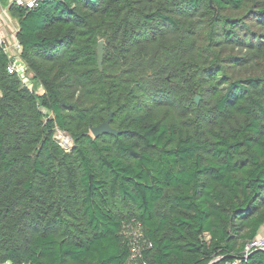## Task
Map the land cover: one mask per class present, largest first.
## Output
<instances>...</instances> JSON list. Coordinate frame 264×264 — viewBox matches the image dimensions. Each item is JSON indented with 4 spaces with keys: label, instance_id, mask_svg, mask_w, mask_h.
I'll list each match as a JSON object with an SVG mask.
<instances>
[{
    "label": "trees",
    "instance_id": "1",
    "mask_svg": "<svg viewBox=\"0 0 264 264\" xmlns=\"http://www.w3.org/2000/svg\"><path fill=\"white\" fill-rule=\"evenodd\" d=\"M9 9L32 86L0 47V264H126L134 238L147 264H264L243 257L264 225V0ZM109 113L119 134L94 137Z\"/></svg>",
    "mask_w": 264,
    "mask_h": 264
},
{
    "label": "built area",
    "instance_id": "2",
    "mask_svg": "<svg viewBox=\"0 0 264 264\" xmlns=\"http://www.w3.org/2000/svg\"><path fill=\"white\" fill-rule=\"evenodd\" d=\"M38 0H13L18 7L32 8L37 4ZM0 47L10 58V62L7 65V71L10 74H16L20 77L22 83L25 86H32L31 74L28 72V68L24 61L20 58L21 46L17 40H14L11 45L5 44V40L0 36ZM12 48L14 54H9V48ZM39 93L42 92L41 87L37 88ZM150 246V243L148 244ZM253 250H262L264 252V235H256L253 239L248 241L243 249V257ZM126 264H147L145 260L141 258L140 246L137 240L134 238L131 241L130 255ZM223 264H244L242 257H236L234 259L226 260Z\"/></svg>",
    "mask_w": 264,
    "mask_h": 264
},
{
    "label": "crops",
    "instance_id": "3",
    "mask_svg": "<svg viewBox=\"0 0 264 264\" xmlns=\"http://www.w3.org/2000/svg\"><path fill=\"white\" fill-rule=\"evenodd\" d=\"M12 2L13 0H0V36L4 38L7 46L17 40L18 20L11 14L9 9ZM8 53L14 54L11 47ZM257 235H264V225L260 228Z\"/></svg>",
    "mask_w": 264,
    "mask_h": 264
},
{
    "label": "water",
    "instance_id": "4",
    "mask_svg": "<svg viewBox=\"0 0 264 264\" xmlns=\"http://www.w3.org/2000/svg\"><path fill=\"white\" fill-rule=\"evenodd\" d=\"M96 52H97V65H98L99 70H101L102 69L103 53H104L103 40L98 41V44L96 47ZM198 100H199V97L196 96L195 97L196 103H198ZM110 116H111V113H109L108 118L105 121H103L102 123H100L98 125L90 127V132L94 137H98V136L103 135V134H110V135H114V136H117L119 134V132L117 130H115L114 128L111 127ZM259 251H262V250H259Z\"/></svg>",
    "mask_w": 264,
    "mask_h": 264
},
{
    "label": "rangeland",
    "instance_id": "5",
    "mask_svg": "<svg viewBox=\"0 0 264 264\" xmlns=\"http://www.w3.org/2000/svg\"><path fill=\"white\" fill-rule=\"evenodd\" d=\"M54 138L59 142V144L65 149V150H68L71 148V145H72V140L70 138L69 135H67L66 133H62L61 131H56L55 134H54ZM69 139V144H64V140H67ZM68 141V140H67ZM6 264H9V263H6Z\"/></svg>",
    "mask_w": 264,
    "mask_h": 264
},
{
    "label": "bare ground",
    "instance_id": "6",
    "mask_svg": "<svg viewBox=\"0 0 264 264\" xmlns=\"http://www.w3.org/2000/svg\"><path fill=\"white\" fill-rule=\"evenodd\" d=\"M67 140H64V144H66V145L69 144V139H67Z\"/></svg>",
    "mask_w": 264,
    "mask_h": 264
},
{
    "label": "clouds",
    "instance_id": "7",
    "mask_svg": "<svg viewBox=\"0 0 264 264\" xmlns=\"http://www.w3.org/2000/svg\"><path fill=\"white\" fill-rule=\"evenodd\" d=\"M63 133V132H62Z\"/></svg>",
    "mask_w": 264,
    "mask_h": 264
}]
</instances>
